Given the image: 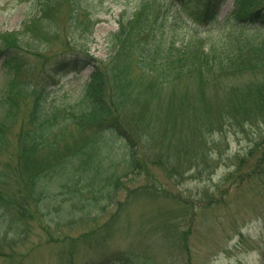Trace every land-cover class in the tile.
<instances>
[{"label":"trees","instance_id":"obj_1","mask_svg":"<svg viewBox=\"0 0 264 264\" xmlns=\"http://www.w3.org/2000/svg\"><path fill=\"white\" fill-rule=\"evenodd\" d=\"M80 1L66 0L59 19L60 0H32L33 14L16 31L0 35L6 79L0 87V221L16 237L29 220L47 229L51 224L68 228L89 215L96 218L98 201L110 200L124 188L121 178L128 173L141 175L153 166L172 178L209 177L227 159L228 133L257 134L234 164L236 171L264 145V33L246 32L264 23V0H234L229 30L210 43L190 36L178 45L168 24L163 27L169 9L178 15L191 0H168L159 6L165 9L160 14L144 3L132 15L122 11L108 38L107 63L85 48L95 21ZM199 1L196 19L207 24L218 14V5ZM75 31L83 32L82 42L69 36ZM123 58L127 66L121 64ZM36 61L43 71H37ZM86 68L93 81L77 83L71 98L54 96L66 86L64 72ZM242 74L254 80L229 82ZM115 139L126 146L121 158L112 153ZM262 162L264 156L258 165ZM119 165L124 172L118 173ZM109 227L105 223L101 233L98 228L64 240L70 241L71 252H78V244H86L90 235L102 237L94 246L97 261L90 264H151L148 251L137 258L109 247L103 237ZM173 237L165 234L163 241ZM4 238L0 256H6L1 253ZM72 259L61 255L59 264H75Z\"/></svg>","mask_w":264,"mask_h":264},{"label":"rangeland","instance_id":"obj_2","mask_svg":"<svg viewBox=\"0 0 264 264\" xmlns=\"http://www.w3.org/2000/svg\"><path fill=\"white\" fill-rule=\"evenodd\" d=\"M167 1H80L82 7L88 8L85 12H90L95 21L85 48L93 57L107 63L108 38L118 27L119 13L126 11L132 15L144 3L152 12L155 10L156 14H160L162 8L159 6L164 7L163 3ZM213 1L219 9L209 23L203 24L196 19V11L200 10L198 7L202 6L203 1L191 0L178 15L174 13L175 8L169 9L163 27L168 24L178 45H184L190 36L202 43H210L222 37L230 28L231 21L227 18L234 0ZM58 4L57 17L63 19L66 0H60ZM32 6V0H0V35L16 31L22 19L33 14ZM186 16L190 18L187 24ZM192 26L197 27V33H194ZM247 28V35L264 33V23ZM82 31L69 32V36L80 43L84 40ZM126 59L121 61L123 66L129 64V61L125 62ZM50 62L52 59H49ZM1 63L0 56V87L6 80ZM36 63L37 71H43L41 62ZM128 69L126 73L132 79ZM90 73L91 68L82 72H64L61 82L66 86L54 96L57 99L71 98L77 83L93 81ZM249 78L254 80L251 74L236 75L228 80L232 85H240ZM184 81L191 82L190 79ZM250 134L248 130L247 135L241 132L226 135L227 159L209 177L192 178L184 174L182 178H172L153 166L141 175L128 173L121 178L124 188L111 194L110 200L98 201L97 209L93 211L96 218L89 215L87 220L83 219L77 225L66 228L51 224L45 229L41 223L29 220L26 229L21 228L20 236L16 237L15 231L5 232L7 223L1 220L0 237L5 236L1 253L6 256H0V264H59L61 255L70 254L75 264H90L91 261H97L94 246L102 237L95 239L90 235L86 244H78V252H71L70 241L64 240V236L65 239L66 235L75 238L83 233L91 234L98 228L101 233L100 228L105 223L110 226L103 236L109 247L120 251V255H136L137 258L148 251L152 258L151 264H264V162L258 165L264 156V145L254 149L252 156L241 164L238 171L234 165L255 143L257 134ZM225 143L221 144L223 148ZM111 149L120 158L126 152L125 144L118 139L113 140ZM123 168L117 166L118 173L124 172ZM230 172L233 173L229 177ZM227 175L228 180H224ZM59 198L61 196L56 197ZM90 217L93 219L90 220ZM170 233H174L170 240L172 242H164L163 236ZM17 238L22 241L19 243ZM141 245L145 246L143 250ZM110 264L120 263L115 260Z\"/></svg>","mask_w":264,"mask_h":264}]
</instances>
